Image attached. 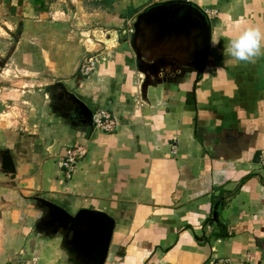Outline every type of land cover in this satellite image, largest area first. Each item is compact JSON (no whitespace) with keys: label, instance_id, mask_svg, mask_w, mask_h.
Masks as SVG:
<instances>
[{"label":"crops","instance_id":"0c3cea01","mask_svg":"<svg viewBox=\"0 0 264 264\" xmlns=\"http://www.w3.org/2000/svg\"><path fill=\"white\" fill-rule=\"evenodd\" d=\"M190 1L0 0V264L92 261L47 202L115 218L103 264H264V49L218 67L264 0ZM73 95L113 128L88 130Z\"/></svg>","mask_w":264,"mask_h":264},{"label":"water","instance_id":"95a60500","mask_svg":"<svg viewBox=\"0 0 264 264\" xmlns=\"http://www.w3.org/2000/svg\"><path fill=\"white\" fill-rule=\"evenodd\" d=\"M17 0H12V12H14L15 4ZM167 5H172L174 7L185 6L187 8V16L191 15V7L193 6L190 0H166L161 2H156L149 5L144 12H147L153 8L164 7ZM145 13L138 15L135 22V33L138 34L140 19ZM75 102L80 107V113L85 116L87 120L88 130L93 129V111L86 105L80 98L72 96ZM1 156V168L5 172L15 173V165L9 149H0ZM47 202V201H45ZM48 207L55 215L64 216L70 221V226L76 228L79 224L84 222L85 227L83 233H86L87 237L91 239V245L95 251L92 261L84 260L86 264H103L106 260L112 233L115 227V218L105 211L90 209V208H80L76 213L72 214L65 208L52 203L47 202ZM63 217V218H64ZM92 249V250H93Z\"/></svg>","mask_w":264,"mask_h":264},{"label":"clouds","instance_id":"9594fccd","mask_svg":"<svg viewBox=\"0 0 264 264\" xmlns=\"http://www.w3.org/2000/svg\"><path fill=\"white\" fill-rule=\"evenodd\" d=\"M264 49V28L258 24H249L239 33L229 37L222 53L223 59L218 67L253 62Z\"/></svg>","mask_w":264,"mask_h":264},{"label":"built area","instance_id":"2783aa9c","mask_svg":"<svg viewBox=\"0 0 264 264\" xmlns=\"http://www.w3.org/2000/svg\"><path fill=\"white\" fill-rule=\"evenodd\" d=\"M156 2L160 1H166V0H154ZM133 29L131 28V20L128 18L126 20V27L124 29V32L127 31H132ZM96 63V57L90 56L87 57L82 63H81V71L83 73H89L91 70L94 69ZM93 119V125L95 127L109 130L112 129L114 126V119L112 118L111 114L103 109H96L93 111L92 115ZM86 153V148L83 145H75L74 147H71L69 151L64 155V158L61 161V165L63 169L65 170V175L67 177H71L76 163L79 158H81L84 154ZM261 159L264 162V150L261 152ZM223 261L222 263H224Z\"/></svg>","mask_w":264,"mask_h":264},{"label":"flooded vegetation","instance_id":"af4514ba","mask_svg":"<svg viewBox=\"0 0 264 264\" xmlns=\"http://www.w3.org/2000/svg\"><path fill=\"white\" fill-rule=\"evenodd\" d=\"M83 232H85V231L83 230Z\"/></svg>","mask_w":264,"mask_h":264}]
</instances>
